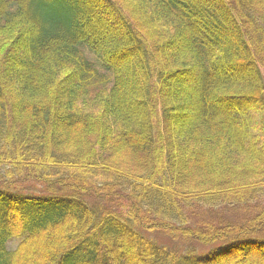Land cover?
Listing matches in <instances>:
<instances>
[{
    "label": "trees",
    "instance_id": "obj_1",
    "mask_svg": "<svg viewBox=\"0 0 264 264\" xmlns=\"http://www.w3.org/2000/svg\"><path fill=\"white\" fill-rule=\"evenodd\" d=\"M0 264H264V0H0Z\"/></svg>",
    "mask_w": 264,
    "mask_h": 264
},
{
    "label": "rangeland",
    "instance_id": "obj_2",
    "mask_svg": "<svg viewBox=\"0 0 264 264\" xmlns=\"http://www.w3.org/2000/svg\"><path fill=\"white\" fill-rule=\"evenodd\" d=\"M231 19L236 21L235 18H233V16H231ZM87 55L92 61L97 62L96 57L92 53L87 52ZM129 68H131V67L129 66L128 70H129ZM171 102L174 103L173 100H171ZM244 108H245L244 106H240V107L238 106L237 110H233L238 115L236 118L237 121L246 125L247 123L253 122L254 120L256 122H258V120L261 119V114L252 113V111H250V110L247 111L246 113H244ZM232 114H234V113H232ZM13 185H15L21 189L27 190V191H35V192L41 191V187L39 186V184L33 183V182H28V183H23V184L16 182ZM205 214H206V216H208V213L205 212V210H204L202 213H199L198 216H202V215L205 216ZM237 214H239V215H237ZM210 216L213 218H216V219H225V220H233L234 219L235 221H238L240 219V216L241 217L245 216V212L242 208H240L238 211H233L230 208H228V209L223 208V209H217L216 212H211ZM237 216H238V218H237ZM208 222L213 224V222H210V221H208ZM17 242H18L17 240H11L8 243V245L10 246L11 249H13L14 247H16ZM197 248L200 251L205 250V249H207V250L209 249V247L206 248V246H205V248H202L199 246Z\"/></svg>",
    "mask_w": 264,
    "mask_h": 264
}]
</instances>
